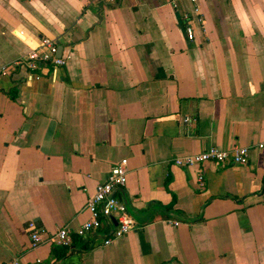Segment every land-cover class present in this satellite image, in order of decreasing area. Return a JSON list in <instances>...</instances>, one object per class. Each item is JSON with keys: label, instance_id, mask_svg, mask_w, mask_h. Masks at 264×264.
I'll return each mask as SVG.
<instances>
[{"label": "crops", "instance_id": "crops-1", "mask_svg": "<svg viewBox=\"0 0 264 264\" xmlns=\"http://www.w3.org/2000/svg\"><path fill=\"white\" fill-rule=\"evenodd\" d=\"M198 3L190 40V0H0V264H264V150L173 162L264 142V0ZM45 37L63 65L12 66ZM124 159L135 228L54 246Z\"/></svg>", "mask_w": 264, "mask_h": 264}, {"label": "built area", "instance_id": "built-area-1", "mask_svg": "<svg viewBox=\"0 0 264 264\" xmlns=\"http://www.w3.org/2000/svg\"><path fill=\"white\" fill-rule=\"evenodd\" d=\"M107 1L110 3L116 2V0ZM190 2L192 3V11L195 16L187 17L188 22L185 30L187 37L191 40L193 39L194 31L190 19H195L201 25L204 23V19L201 16L198 0H190ZM67 57L58 55L57 43L53 39L45 37L40 40L37 47L30 49L24 57L15 59L12 66H24L27 71L34 72L45 64H50L54 68L63 65ZM7 68V66L1 67L0 73H7ZM184 120L187 121V119ZM251 148L264 150V142L252 146L236 145L228 149L210 146L208 149L198 153L175 156L173 162L181 167H196L198 170V186L203 187L204 176L200 170L202 163L212 161L220 166L227 164L246 165ZM127 173V161L124 159L110 170L107 178L97 185L93 195L88 198L85 205L89 213L88 219L76 228L69 224L58 227L50 238L52 244L56 247L68 248L72 244L74 235L80 237L90 235L100 231L104 223L108 224L109 227L104 244H110L131 232L135 228V220L129 213L126 204L119 201L114 195L115 191L126 183ZM174 224L177 225L178 222H174ZM41 242L42 238L39 231L36 229L32 230L30 233V248L34 249ZM7 264H21V262L18 257H13Z\"/></svg>", "mask_w": 264, "mask_h": 264}, {"label": "water", "instance_id": "water-1", "mask_svg": "<svg viewBox=\"0 0 264 264\" xmlns=\"http://www.w3.org/2000/svg\"><path fill=\"white\" fill-rule=\"evenodd\" d=\"M59 51H61V47H59ZM114 222H116V221L114 220Z\"/></svg>", "mask_w": 264, "mask_h": 264}]
</instances>
